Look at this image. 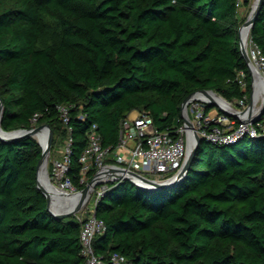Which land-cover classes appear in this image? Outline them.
<instances>
[{"label":"trees","instance_id":"1","mask_svg":"<svg viewBox=\"0 0 264 264\" xmlns=\"http://www.w3.org/2000/svg\"><path fill=\"white\" fill-rule=\"evenodd\" d=\"M241 18L235 0H0V127L48 124L55 151L69 126L67 175L82 189L79 156L93 123L114 147L131 111L173 133L194 91L250 100ZM250 32L264 57V0ZM197 147L176 186L141 191L120 180L97 199L100 264L113 252L131 264H264V138H201ZM41 151L32 136L0 138V264L83 263L81 221L53 216L36 186Z\"/></svg>","mask_w":264,"mask_h":264},{"label":"built area","instance_id":"2","mask_svg":"<svg viewBox=\"0 0 264 264\" xmlns=\"http://www.w3.org/2000/svg\"><path fill=\"white\" fill-rule=\"evenodd\" d=\"M244 0H235L236 7L242 8ZM247 55L256 80L254 84V104L249 113L245 116L235 117L220 111L218 108L214 114L210 107L211 101L204 94L196 91L188 100L185 107L181 109L185 117L190 121L193 129L200 138L217 144H231L244 136L264 138V113L258 120L255 117L261 110L264 100V57L258 46L251 44L250 40L246 45ZM260 78L261 89L257 88V79ZM242 88L246 82L243 73L239 79ZM251 90V88H250ZM212 96L213 92H209ZM216 95V94H215ZM263 97V98H262ZM223 99V98H222ZM229 110L239 114L248 106V99L244 96L241 99L229 101L223 99ZM60 119L67 125L69 119L68 105H57ZM37 114L32 117V123L37 121ZM173 133L168 130H159L153 123L150 115L131 111L121 119L118 129V144L114 147L103 146L102 138L93 123L86 133V144L79 156L80 178L79 183L87 185L91 179L89 194L95 193L94 204L89 214L81 221L79 239L81 253L84 258L82 264H100L101 259L95 254L93 238L97 233L104 230V223L94 215V205L107 190L110 184L120 181V170L130 177L162 180L175 176L186 157L189 136H193L190 129L184 122ZM71 128L67 127V136L62 144L56 148L58 157L53 159L49 165L47 179L50 185L57 191L67 195L77 194L78 189L72 179L67 175L71 155ZM173 134V135H172ZM120 169V170H118ZM132 174V176L130 175ZM134 175V176H133ZM53 197L50 206H54ZM112 264H131L122 254L113 252L110 256Z\"/></svg>","mask_w":264,"mask_h":264},{"label":"water","instance_id":"3","mask_svg":"<svg viewBox=\"0 0 264 264\" xmlns=\"http://www.w3.org/2000/svg\"><path fill=\"white\" fill-rule=\"evenodd\" d=\"M262 4V0H254L253 3L250 6V10L248 13L247 18L245 19V21L238 27V35H239V51L242 54V56L244 57V59L246 60L247 64H248V68H249V73H250V96H249V101H248V106L241 110L239 112V114H236L235 112L221 106L216 100L215 98H213V96L210 95L209 92H213L215 93L213 90H206V89H200L197 90L198 92L204 94L205 96H207L210 101L212 106H216L220 111L235 116V117H239V116H245L249 113L251 107L254 104V100H255V96H254V84H255V80H256V75L252 69L253 66H251L249 57L247 55V49H246V44H247V40L249 37V34L251 33L250 30L252 28V25L255 21V17L261 7ZM244 27L246 30V34H245V39H242L241 35H240V30L241 28ZM196 91L190 93L189 95L186 96V98L182 101L181 104V109L183 107H185L186 103L188 102L189 98L195 93ZM217 96L221 97L220 95H218L217 93H215ZM222 98V97H221ZM3 105H2V101L0 99V121H1V115H2V111H3ZM264 113V100L262 103V107L261 110L258 114V117L254 118V121L258 120L259 117H261L260 115H262ZM184 113L181 112L182 115V120L184 122V124H186L190 129H192V139L193 142L192 144L189 146H187V152H186V157L184 160V164L182 165V168L180 169V171L173 177L167 178V179H162V180H152V179H147V178H133L130 177L129 175H126L123 173L122 170H120L121 174L119 177L122 180H128L130 181L137 189L141 190V191H157V190H161V189H167V188H172L174 186H176L177 184H179L181 181H183V178L189 168V166L191 165V161L194 157L196 148H198V144L201 140V138L198 136V134L196 133V131L193 129L192 124L190 123V121L185 117V115H183ZM1 125V124H0ZM42 131L45 132V144L42 145L41 142L39 141L37 135L39 133H41ZM21 136H32L34 138L37 139L38 143L41 146V157L38 160L37 166H36V186L37 188L45 195L46 200H47V204H48V210L50 211V213L55 216L56 218H64L65 216L71 215L73 214L75 211H77V209L80 207V202L84 199V198H88L89 194V188H90V184H93V179H91L89 181V183L87 185H85L82 189H80L78 191L79 193V198L77 200V203L70 209L61 211V212H54L51 210V206H50V200L52 198V194L50 192L49 189H47L45 186H43L40 183L39 180V167L40 164L42 162V160H44L45 157H48L50 149H51V143L53 140V132L50 128V126L48 124H39L37 126H34L32 128L29 129H25V128H17L14 130H10V131H5L0 127V138L2 140L5 141H10L13 139H18V137ZM48 180V179H47ZM49 183V181H48ZM87 201V199H86ZM85 201V202H86ZM84 202V203H85Z\"/></svg>","mask_w":264,"mask_h":264},{"label":"bare ground","instance_id":"4","mask_svg":"<svg viewBox=\"0 0 264 264\" xmlns=\"http://www.w3.org/2000/svg\"><path fill=\"white\" fill-rule=\"evenodd\" d=\"M245 34H246V30L244 27L241 28L240 30V35L242 37V39H245ZM249 41V40H248ZM247 45V44H246ZM261 81L260 78L258 77L257 79V88L258 90L261 89ZM213 98H215V100L223 107L229 109L228 105L226 104V102L219 96L213 94L212 95ZM263 98V97H262ZM38 138L39 141L41 142L42 145L45 144V132L42 131L41 133L38 134ZM193 139L191 136H189V146L192 144ZM48 157H45L44 160H42L40 167H39V180L40 183L45 186L47 189L50 190L53 199L56 201L55 205L57 203V207H52V210L54 212H61L67 209L72 208L76 203L77 200L79 198V193L77 194H72V195H67L65 193H61L57 190H55L50 183H48L47 180V161H48ZM130 175L132 176V174L130 173ZM134 176V175H133ZM137 177V176H136ZM87 198H84L81 202H80V206L84 204V202L86 201Z\"/></svg>","mask_w":264,"mask_h":264},{"label":"rangeland","instance_id":"5","mask_svg":"<svg viewBox=\"0 0 264 264\" xmlns=\"http://www.w3.org/2000/svg\"><path fill=\"white\" fill-rule=\"evenodd\" d=\"M250 6V5H249ZM248 6V8H247V11H245V13H242L241 15H242V18H241V22H240V25L245 21V19L247 18V16H248V13H249V10H250V7ZM239 25V26H240ZM248 40H250V38L248 37ZM249 42V41H248ZM219 95V94H218ZM222 97V96H221ZM223 98V97H222ZM223 99H225V98H223ZM215 108L216 109H213L212 111H211V113L212 114H214L215 113V111L217 110V107L215 106ZM37 137H38V135H37ZM39 139V138H38ZM64 139V138H63ZM57 140L59 141V142H61V139H59V137H57ZM63 141V140H62ZM62 143V142H61ZM58 157V154L55 152V151H51V149H50V152H49V155H48V161H47V172L49 171V165H50V163H51V161L53 160V159H55V158H57ZM85 186V185H84ZM95 193H91V195H89L88 196V198H87V201L83 204V205H81L78 209H77V211H75L73 214H71V215H73V216H75L78 220H82V219H84L88 214H89V212H90V210L92 209V207H93V202H94V198H95ZM52 207H57V203H56V205L54 204V206H52ZM51 210H52V208H51ZM53 211V210H52Z\"/></svg>","mask_w":264,"mask_h":264},{"label":"crops","instance_id":"6","mask_svg":"<svg viewBox=\"0 0 264 264\" xmlns=\"http://www.w3.org/2000/svg\"><path fill=\"white\" fill-rule=\"evenodd\" d=\"M253 1L254 0H249V4L247 6H242V8L239 9V14L241 15L242 13H245V11H247L248 6L249 5L251 6V4L253 3Z\"/></svg>","mask_w":264,"mask_h":264}]
</instances>
